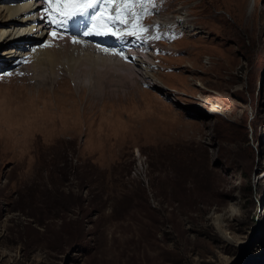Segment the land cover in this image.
Returning <instances> with one entry per match:
<instances>
[{
	"label": "rangeland",
	"instance_id": "1",
	"mask_svg": "<svg viewBox=\"0 0 264 264\" xmlns=\"http://www.w3.org/2000/svg\"><path fill=\"white\" fill-rule=\"evenodd\" d=\"M258 8L143 0L129 26L145 47L117 69L74 43L55 82L29 60L0 71V264H264Z\"/></svg>",
	"mask_w": 264,
	"mask_h": 264
},
{
	"label": "bare ground",
	"instance_id": "2",
	"mask_svg": "<svg viewBox=\"0 0 264 264\" xmlns=\"http://www.w3.org/2000/svg\"><path fill=\"white\" fill-rule=\"evenodd\" d=\"M2 3H4V4L3 5L1 4V6H0V20H1L0 21V44L6 45V44L15 43L18 45V47H15V48L9 50L5 54V56L7 57L6 60L8 61V63L13 65L16 62L26 58L31 63L30 68L33 67L32 69H34L35 71H39L40 69H44V66H47L48 69L47 68L46 69L48 70V73L51 75V77L54 78V82L56 80L55 77L58 74V71L60 70L61 67L67 73L72 74L73 71L70 68V64H69L70 62L67 63V61L69 59L67 61H65V60L67 57L72 56V55L74 56L75 54L79 53V52H75V49L77 50V48L74 47L76 43L72 44V42L68 41L67 39L61 38L59 35L50 36L47 33V29H46V26L44 24L45 22L41 21V17L39 15L40 10H41L40 5L35 0H3ZM255 7H257V5ZM258 11H260V14H261L260 17L262 19H264V11L259 9V8H258ZM180 20H181L182 24H184V26L187 25V22H185V19L183 18V16L180 18ZM234 20L239 21L241 19L239 17L236 19L234 18ZM158 26H161V24L155 23L153 25L154 28H157ZM47 36H49V37H48V40L46 41V44H44L42 46L41 45H39V46L33 45L32 47H30L31 46L30 43H32L31 42L32 38L37 37L40 39H45ZM22 44L23 45L25 44V46H22ZM78 44L81 45L82 50H84L82 46H85V49H87L86 47H88V49L91 48L93 53L95 54V56L92 57L95 59L94 62L91 61L92 60L91 56H90L91 54H89V55L87 54L90 58L86 55L88 57L87 58L88 60L91 59L90 62H92V63L90 66H92V67L95 65L101 66V64H102L104 67H112L113 69L114 68L117 69L116 68L117 65L120 66L119 62L116 63L114 61V59L111 58L110 55L98 53L94 50L95 49L94 47L92 48L84 42L78 43ZM78 44H77V46H78ZM28 45H29V47H28ZM27 47H28V49H30L29 52H25V49ZM87 50L84 52L89 51V50L88 51ZM141 50H143V49H141ZM173 50H175V49H173ZM139 52L140 51H138V53ZM80 53H81V49H80ZM169 54L173 55V54H175V52H171ZM75 56H78V54ZM151 56L152 55L149 54L148 58H151ZM82 57H80V59ZM142 57H143V55H142ZM83 59H85V58H83ZM87 59H86V61H87ZM122 60H123V58H122ZM144 60H147V58L146 59L144 58ZM138 61H140V60L138 59ZM147 61H142L141 65L139 66L140 69H138V70L136 69V67H131V68H134L133 69L134 74L137 77L140 76L143 79L150 78V76H148V75L150 73H152L151 70L153 67V63H150ZM135 62H136V60H135ZM74 63H76V64L75 65L73 64V65L76 66L77 62H74ZM130 63H132V62H130ZM161 66H163V65H161ZM95 68L97 69V67H95ZM76 69H77V67H76ZM126 73H128V72H126ZM89 75H90V73H89ZM132 75H133V73H132ZM146 83L158 84L154 81V79H152L150 82L149 81L147 82V80H146ZM161 83L168 88L171 87V85H169L168 81L165 79H161ZM41 92L44 93V91H41Z\"/></svg>",
	"mask_w": 264,
	"mask_h": 264
},
{
	"label": "snow or ice",
	"instance_id": "3",
	"mask_svg": "<svg viewBox=\"0 0 264 264\" xmlns=\"http://www.w3.org/2000/svg\"><path fill=\"white\" fill-rule=\"evenodd\" d=\"M50 4H60V5H82L77 11H72L67 15H60L59 21L50 20V23H67L68 20L73 19L75 16H84L90 11L93 13H98L100 11L110 12L111 15L105 20V23H111L112 25L122 23L127 24L129 16L132 18L135 17V13L132 12V8L135 7L137 2L143 4V0H47ZM150 2V0H149ZM127 13V14H126ZM121 16H124L121 19ZM47 18V17H46ZM93 19H96V16H92ZM104 20L105 17H100ZM137 27H140L137 25ZM146 30V29H141ZM134 34V33H133ZM114 35V33H113ZM159 38V37H155ZM80 41L74 40L73 43H79Z\"/></svg>",
	"mask_w": 264,
	"mask_h": 264
}]
</instances>
